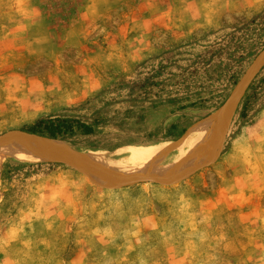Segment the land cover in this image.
Returning <instances> with one entry per match:
<instances>
[{
	"label": "rangeland",
	"instance_id": "374dc122",
	"mask_svg": "<svg viewBox=\"0 0 264 264\" xmlns=\"http://www.w3.org/2000/svg\"><path fill=\"white\" fill-rule=\"evenodd\" d=\"M240 91L207 161L171 181L2 161L0 264H264V0H0V140L122 163L131 145L193 137ZM48 116L101 123L67 140L23 131Z\"/></svg>",
	"mask_w": 264,
	"mask_h": 264
},
{
	"label": "bare ground",
	"instance_id": "6f19581e",
	"mask_svg": "<svg viewBox=\"0 0 264 264\" xmlns=\"http://www.w3.org/2000/svg\"><path fill=\"white\" fill-rule=\"evenodd\" d=\"M240 84L239 89L242 90L243 86H245V81ZM240 93L241 91L235 95L229 105L227 104L219 115H213L209 120L200 122L198 126H195V135L193 137L189 138L188 131L183 133L178 139L164 142L163 144L149 146L131 145L125 150L115 153L120 156L125 153L134 154L128 161L122 163L115 161L106 162L104 160L105 153L100 151H81L68 148L61 142L56 143L48 140L44 142L32 137L19 139L6 136L0 140V164L5 159L12 157L31 162L62 158L69 161L74 160L80 166L93 168L95 174L110 177L111 180H106V182L113 185H117L123 180L127 182L140 179L141 177L154 178L160 182L171 181L192 168L203 166L202 164L207 161L210 153L222 137L233 112V101L237 100ZM181 149H183L182 153L165 166L159 167L153 161L149 162L147 166H134L140 162L137 157L148 152L163 155Z\"/></svg>",
	"mask_w": 264,
	"mask_h": 264
},
{
	"label": "trees",
	"instance_id": "16d2710c",
	"mask_svg": "<svg viewBox=\"0 0 264 264\" xmlns=\"http://www.w3.org/2000/svg\"><path fill=\"white\" fill-rule=\"evenodd\" d=\"M100 123L101 120L99 119H95L92 123H87L74 117L48 116L38 118L33 123L25 125L23 131L33 136L67 140L78 133L82 135L92 134L94 128ZM173 128H175V125H171L170 129Z\"/></svg>",
	"mask_w": 264,
	"mask_h": 264
},
{
	"label": "crops",
	"instance_id": "0c3cea01",
	"mask_svg": "<svg viewBox=\"0 0 264 264\" xmlns=\"http://www.w3.org/2000/svg\"><path fill=\"white\" fill-rule=\"evenodd\" d=\"M261 258L263 259V262H264V256H261ZM235 264H241V262H235Z\"/></svg>",
	"mask_w": 264,
	"mask_h": 264
},
{
	"label": "water",
	"instance_id": "95a60500",
	"mask_svg": "<svg viewBox=\"0 0 264 264\" xmlns=\"http://www.w3.org/2000/svg\"><path fill=\"white\" fill-rule=\"evenodd\" d=\"M32 138H34V137H32Z\"/></svg>",
	"mask_w": 264,
	"mask_h": 264
}]
</instances>
